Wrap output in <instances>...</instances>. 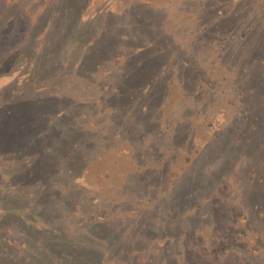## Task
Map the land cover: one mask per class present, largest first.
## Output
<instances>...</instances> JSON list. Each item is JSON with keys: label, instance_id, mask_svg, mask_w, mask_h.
<instances>
[{"label": "rangeland", "instance_id": "rangeland-1", "mask_svg": "<svg viewBox=\"0 0 264 264\" xmlns=\"http://www.w3.org/2000/svg\"><path fill=\"white\" fill-rule=\"evenodd\" d=\"M54 1L0 0V264H264V0Z\"/></svg>", "mask_w": 264, "mask_h": 264}, {"label": "trees", "instance_id": "trees-1", "mask_svg": "<svg viewBox=\"0 0 264 264\" xmlns=\"http://www.w3.org/2000/svg\"><path fill=\"white\" fill-rule=\"evenodd\" d=\"M67 0H55L54 3H63L66 2ZM71 3H74V5L76 4V6H78L77 8V12L78 15L76 16L75 20H71L67 17L63 20V24H70L71 21H76V22H81L83 17L86 15V10L87 8L91 5L90 3L92 2V0H70ZM111 14L112 11L110 9H105V10H100V8L98 9V12L94 15L93 19H95L96 22H103V23H107L111 18ZM65 28V27H63ZM71 32L68 33V36L66 37L65 42L62 41V39L60 38V42L61 44H69L68 41H72L74 42V44L79 45V44H85V43H91V39H93L94 36H92L91 38L86 39H82L80 37L79 33V29L75 30L72 29L70 30ZM62 44V45H63ZM64 45V47L66 46ZM11 56V54H9ZM26 59V58H25ZM40 59H37L36 64H39ZM32 63V62H30ZM33 64V63H32ZM38 69V67L36 66V70ZM36 70L32 69L33 72H35Z\"/></svg>", "mask_w": 264, "mask_h": 264}]
</instances>
